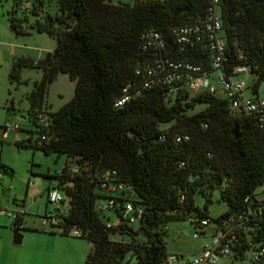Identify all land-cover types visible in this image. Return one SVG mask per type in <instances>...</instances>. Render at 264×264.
<instances>
[{
  "label": "trees",
  "instance_id": "trees-1",
  "mask_svg": "<svg viewBox=\"0 0 264 264\" xmlns=\"http://www.w3.org/2000/svg\"><path fill=\"white\" fill-rule=\"evenodd\" d=\"M47 1L51 11L45 0H31L25 10L37 15L29 26L52 37L54 48L35 60L20 57L8 70L10 80L21 65L41 73L26 93L34 129L16 143L66 157L61 173L51 175L66 205L49 225L61 234L71 227L80 231L78 236L90 243L82 264H159L167 252L166 221L184 218L193 208V219L210 221L206 206L213 189L227 205L214 222L236 212L255 219L253 229L231 246L233 256L263 243L264 198H254L253 190L264 181V121L254 113H234L225 95L191 92L179 82L152 83L114 105L126 84L141 80L135 68L154 57L151 49L139 48L140 34L147 29L160 34L163 57L199 64L213 78L217 70L208 63L204 41L180 48L173 33L179 25L202 20L210 0ZM216 4L224 40L219 70L228 74L232 67L246 65L252 77L250 97H264V0ZM14 19H9L11 28L24 32ZM58 72L74 81L73 94L46 111L47 85ZM40 111L46 113L44 122L37 120ZM72 165L77 172L70 173ZM107 169H114L123 185L113 195L115 213L129 201L141 209L136 221L105 225L106 214L95 202L106 197L97 177ZM6 170L11 169L0 161V171ZM194 193L203 198V209L193 204Z\"/></svg>",
  "mask_w": 264,
  "mask_h": 264
},
{
  "label": "rangeland",
  "instance_id": "rangeland-1",
  "mask_svg": "<svg viewBox=\"0 0 264 264\" xmlns=\"http://www.w3.org/2000/svg\"><path fill=\"white\" fill-rule=\"evenodd\" d=\"M14 1L16 0H0V161L11 169L0 171V206L18 208L22 212V224L26 227L18 229L21 238L19 243H14L10 224L12 218L0 215V264H82L90 243L83 237L61 234L57 227L41 222L44 210L51 211L55 207L53 202L48 201L47 193L53 186L54 178L51 175L64 163L66 157L53 152L45 154L38 148L16 143V140L27 136L29 129H34L26 112V93L33 81L40 78L41 73L34 66L21 65L18 67L17 77L10 80L8 70L12 62L20 57L35 60L43 56L46 51L54 48L55 40L45 32L30 27L29 23L37 15L21 8L19 3L14 4ZM110 1L128 4L134 2ZM45 4H48L46 7L49 11L53 9L51 1L45 0ZM11 16L18 21L24 32H15L11 28ZM214 73L212 71L211 74ZM238 76L243 77V74L239 73ZM251 79L250 74L244 76L246 86ZM73 85L74 81L65 73L58 72L47 85L42 108L52 111L67 101L73 94ZM215 85L218 86L217 83ZM215 94L224 96L218 87ZM243 94L252 95L248 86ZM257 94L262 96L260 86ZM5 121H15L18 124V128L9 130L6 137L1 133V125ZM32 136H35V132H32ZM262 187L264 181L253 190L254 198H264V193L260 192ZM210 199L206 213L211 220L203 226L206 231L214 224L213 219L219 217L227 207L225 200L218 197L216 189L212 190ZM193 204L203 209V198L198 193L193 194ZM65 205L62 200L60 206ZM195 214L196 210L193 208L184 218H170L166 221L163 240L167 251L183 257L191 256L195 253L196 246L207 240L203 235H192L194 229L189 219H193ZM229 257L224 256V260H220L221 264H238V260L230 261ZM261 264H264V260Z\"/></svg>",
  "mask_w": 264,
  "mask_h": 264
},
{
  "label": "built area",
  "instance_id": "built-area-1",
  "mask_svg": "<svg viewBox=\"0 0 264 264\" xmlns=\"http://www.w3.org/2000/svg\"><path fill=\"white\" fill-rule=\"evenodd\" d=\"M20 7L27 9L31 6V0H17ZM217 0H210L205 17L190 24L179 25L173 29L174 41L180 48L186 43H192L197 40H203L208 53V63L211 68H215L217 72L211 79L206 71L199 64H192L185 61H173L161 55L163 49V40L160 34L153 30L147 29L140 34L139 48L151 49L154 57L149 63H145L135 68L134 73L141 77L136 84H126L122 88V93L115 99L114 105H120L129 98L137 96L142 89L148 87L152 83L179 82L188 90L194 92L199 89L215 91L218 87L228 98L229 108L236 114L254 113L256 119L260 122L264 121V97L252 98L243 94L247 87L244 76L248 74L246 65L239 64L232 67L228 74L219 70L222 64L224 53V40L220 33V19L217 12ZM242 73L243 77L238 74ZM217 83L218 86L215 85ZM39 122H44L46 113L38 112L36 114ZM18 124L15 121H5L1 125L2 136L11 129H17ZM176 140L180 136L175 137ZM63 165L55 169V174H60ZM77 166H70V173L77 172ZM116 171L107 169L100 173L97 177L99 187L104 191L106 197L96 200L95 207L105 212V225L112 226L119 220L123 219L127 222L136 221L139 217L141 209L133 207L129 201H123L122 207L117 209V213L113 208V195L123 189L121 182L116 180ZM264 193V187L260 189ZM48 201L54 203L51 211L42 215V223L53 224L57 222L59 213L64 211V207L60 206L62 194L59 192L55 182L47 193ZM262 199V198H261ZM259 199V200H261ZM21 214L18 209H8L0 206V215L10 216L12 218L10 224L17 229L22 227ZM220 223L214 222L209 231L203 230V226L207 225L209 219L198 218L189 220L193 226L194 237L206 235L207 240L198 248L197 252L188 258H183L177 253L167 251L161 258L159 264H217L218 258L221 256H230L239 260L238 264H261L264 260V242L257 245L253 250H245L240 257H234L231 246L235 243L238 235L242 232L251 231L254 226V217H250L244 213L236 212L232 215L221 219ZM69 235L78 236L80 231L76 227L67 230Z\"/></svg>",
  "mask_w": 264,
  "mask_h": 264
},
{
  "label": "crops",
  "instance_id": "crops-1",
  "mask_svg": "<svg viewBox=\"0 0 264 264\" xmlns=\"http://www.w3.org/2000/svg\"><path fill=\"white\" fill-rule=\"evenodd\" d=\"M7 135H8V132H7L6 136H7ZM47 187H48V186H47ZM17 209H18V208H17ZM21 222L23 223L22 217H21ZM22 226H23V227H26L24 224H22ZM209 229H210V228H209ZM209 229H208L207 231H209ZM203 230H205V229L203 228ZM205 231H206V230H205ZM203 236L206 237L205 234H204ZM200 244H201V243H200ZM200 244H198V245L196 246V248H195L196 251H195V252H197V250H198ZM178 255H180L181 257H183L181 254H178ZM188 257H190V256H185V257H183V258H188ZM223 257H224V256H221V257L218 258L217 264H221L220 260H222ZM228 257H229V256H228ZM229 258H230V259H229L230 261H231V260H237V259H235V258L233 259L232 257H229ZM223 260H224V259H223ZM223 260H222V261H223ZM238 261H239V260H238ZM238 263H239V262H238ZM222 264H223V263H222Z\"/></svg>",
  "mask_w": 264,
  "mask_h": 264
},
{
  "label": "water",
  "instance_id": "water-1",
  "mask_svg": "<svg viewBox=\"0 0 264 264\" xmlns=\"http://www.w3.org/2000/svg\"><path fill=\"white\" fill-rule=\"evenodd\" d=\"M11 230H12V236H13L12 241L14 243H19L21 234L18 233V229L16 227H12Z\"/></svg>",
  "mask_w": 264,
  "mask_h": 264
},
{
  "label": "flooded vegetation",
  "instance_id": "flooded-vegetation-1",
  "mask_svg": "<svg viewBox=\"0 0 264 264\" xmlns=\"http://www.w3.org/2000/svg\"><path fill=\"white\" fill-rule=\"evenodd\" d=\"M12 227H15V226H12Z\"/></svg>",
  "mask_w": 264,
  "mask_h": 264
}]
</instances>
